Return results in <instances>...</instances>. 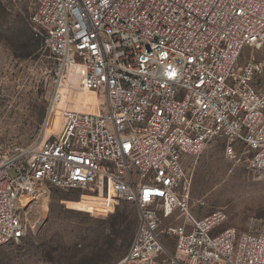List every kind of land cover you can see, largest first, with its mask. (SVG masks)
<instances>
[{
	"label": "built area",
	"instance_id": "built-area-1",
	"mask_svg": "<svg viewBox=\"0 0 264 264\" xmlns=\"http://www.w3.org/2000/svg\"><path fill=\"white\" fill-rule=\"evenodd\" d=\"M29 1L56 83L79 65L103 108L66 110L51 130V107L31 143L0 149V246L24 238V211L49 186L136 208L116 264H264V233L191 213L183 166L221 138L227 159L240 145L264 170V68L240 62L264 47V0Z\"/></svg>",
	"mask_w": 264,
	"mask_h": 264
},
{
	"label": "rangeland",
	"instance_id": "rangeland-1",
	"mask_svg": "<svg viewBox=\"0 0 264 264\" xmlns=\"http://www.w3.org/2000/svg\"><path fill=\"white\" fill-rule=\"evenodd\" d=\"M32 9L29 0H0V149L31 143L51 107L54 117L62 110L103 108L99 93L81 87L79 65L56 83V63L29 25ZM251 57L264 68V47L245 49L240 62ZM255 87L264 93V74ZM236 151L237 159H227L223 140L215 138L199 155L184 157L191 180L190 211L202 218L223 210V227L264 233V170L249 168L240 145ZM42 200L44 209L39 207ZM24 218V238L0 246V264H116L131 244L137 211L129 204L109 210L101 199L86 194L78 199L75 193L46 186Z\"/></svg>",
	"mask_w": 264,
	"mask_h": 264
},
{
	"label": "bare ground",
	"instance_id": "bare-ground-1",
	"mask_svg": "<svg viewBox=\"0 0 264 264\" xmlns=\"http://www.w3.org/2000/svg\"><path fill=\"white\" fill-rule=\"evenodd\" d=\"M81 71H82V68H81ZM64 111H66V110H62V111H60L59 112V116L58 117H54L53 116V110H52V112H51V124H50V129L51 130H55V129H57L58 127H59V123H60V118H61V115H62V113L64 112ZM38 203H36V205H37ZM41 205L39 206L40 208H42V209H44L45 208V206H44V200H42L41 201V203H40ZM31 208V206H29V208L28 209H30Z\"/></svg>",
	"mask_w": 264,
	"mask_h": 264
},
{
	"label": "trees",
	"instance_id": "trees-1",
	"mask_svg": "<svg viewBox=\"0 0 264 264\" xmlns=\"http://www.w3.org/2000/svg\"><path fill=\"white\" fill-rule=\"evenodd\" d=\"M39 40V39H38Z\"/></svg>",
	"mask_w": 264,
	"mask_h": 264
}]
</instances>
